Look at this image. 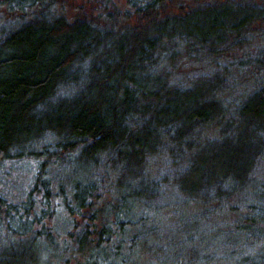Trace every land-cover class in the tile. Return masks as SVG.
Instances as JSON below:
<instances>
[{
	"label": "trees",
	"instance_id": "16d2710c",
	"mask_svg": "<svg viewBox=\"0 0 264 264\" xmlns=\"http://www.w3.org/2000/svg\"><path fill=\"white\" fill-rule=\"evenodd\" d=\"M56 1L0 0L8 10L26 17L0 37V163L25 159L37 163L34 187L25 198L0 195V227L18 236L32 235L22 247L7 244L0 248V264H11V259L25 264L36 256L38 240L52 238L46 226H34L43 222L42 214L52 208L54 199L68 215H81L91 207L105 180L103 166L133 172L159 150L161 141L162 149L175 143L176 151L170 148L174 154L188 136V149L193 150L196 131L218 127L211 118V106L198 91L164 97L155 69L170 64L175 51L218 54L235 49L248 23L264 18L256 0L189 6L180 8L178 14L164 10L167 5L179 8L182 1L192 0H126L130 15L148 16L150 25L117 28L51 13ZM240 112L244 128L236 129L232 141L217 148L214 159L192 165L189 171L204 187L210 180L220 182L214 171L230 172L237 183L249 181L247 175L262 151L257 148L264 132V83L242 103ZM66 150L76 151L71 160L73 176L58 169ZM79 164L84 165L81 171ZM254 179L250 183L254 191H250L257 201L250 206L259 208V217L264 219V183L252 185ZM117 183L109 185L113 201L106 211L111 218L99 230L77 235L78 248L84 251L87 236L96 232V244L89 249L85 264L127 261L120 256L121 243L112 246L111 237H127L126 231H133L144 219L132 213L139 211L140 200L152 197L151 190L158 185L138 181L124 188ZM37 190L42 192L40 207L44 208L33 215Z\"/></svg>",
	"mask_w": 264,
	"mask_h": 264
},
{
	"label": "rangeland",
	"instance_id": "374dc122",
	"mask_svg": "<svg viewBox=\"0 0 264 264\" xmlns=\"http://www.w3.org/2000/svg\"><path fill=\"white\" fill-rule=\"evenodd\" d=\"M221 1L224 0L182 1L179 8L167 5L164 12L178 14L189 6L196 8ZM256 1L264 11V0ZM126 2L57 0L49 10L63 14L71 21L86 18L117 28L129 26L144 29L150 25L148 16L130 15ZM23 17L26 18L23 13L8 10L7 6L0 4V37L12 31ZM241 33L244 37L235 49L222 50L218 54L216 51L187 54L179 50L173 54L170 64H162L155 69L158 85H163L161 93L164 97H173L174 94L170 93L174 92L184 94L192 89L198 91L200 96L206 97L205 103L211 106V118L217 121L218 127H204L196 131L193 150L188 149V136L180 143V151L174 154L170 148L174 149L175 143L162 149L165 144L161 141L159 150H154L155 153L145 160L146 164L143 163L140 169L139 166L134 168L133 172L126 169L122 172L112 171L103 166L100 169L105 178L102 189L95 193L91 207L84 209L81 215H68L54 199L52 208L42 214V224L36 222L34 226L36 229L41 225L46 226L47 232H52V238L47 239L46 236L38 240L36 256L27 259L25 264H85L89 249L96 244V232L87 236L84 251L78 248L77 235L80 231L99 230L106 224L104 220L111 218L106 211L113 201L109 185L116 180L124 188L126 184L128 186L138 181L145 186L153 185L151 182L158 183L151 190L152 197L146 195L142 198L141 205L137 206L139 211L132 213L134 217L142 214L144 219L137 223L133 231H126L127 237L120 238L119 234L111 237L110 244L121 243L120 256L127 260L118 264H264V219L259 217V208L252 209L250 206V203L257 201L256 196L252 197V178H255L252 185L264 183V132L257 148L262 151L247 175L248 182L237 183L236 176L230 172L214 171L212 174L220 182L210 180L208 186L204 187L198 177L189 173L192 165L209 162L215 158L220 145L232 141V136L237 134L235 130L243 127L240 115L242 103L264 83V18L248 23ZM243 120L248 119L244 117ZM231 129L233 135L229 133ZM75 152L66 150L58 162V169L67 176L74 175L71 160ZM36 164L34 159L2 161L0 195L13 200L25 198L34 187ZM82 167L84 165L79 164L77 170H83ZM34 196L33 215L40 214V208H44L40 207L43 204L42 192L37 190ZM95 213L97 217L93 220L91 218ZM135 230L138 234L134 233ZM31 236L7 233L0 227V248L7 244L9 247H22L29 244L27 239ZM44 245L49 249H43ZM120 256L117 259H121ZM11 264H15V259H11Z\"/></svg>",
	"mask_w": 264,
	"mask_h": 264
}]
</instances>
